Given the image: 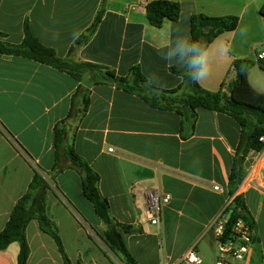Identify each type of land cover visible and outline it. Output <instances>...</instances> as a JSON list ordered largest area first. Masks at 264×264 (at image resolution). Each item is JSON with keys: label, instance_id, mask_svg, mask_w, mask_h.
Returning <instances> with one entry per match:
<instances>
[{"label": "crops", "instance_id": "1", "mask_svg": "<svg viewBox=\"0 0 264 264\" xmlns=\"http://www.w3.org/2000/svg\"><path fill=\"white\" fill-rule=\"evenodd\" d=\"M152 1L159 0L148 3ZM166 1L181 4V17L154 28L140 5L143 0H106L95 34L72 59L107 67L120 77L139 66L149 86L174 92L165 94L171 101L163 103L167 109L152 107L114 84L93 85L89 74L77 82L53 67L0 54V233L39 171L50 186L46 214L56 224L71 264H123L103 241L106 226L83 196L82 173L67 156L72 150L98 174L99 193L138 264H183L192 247L202 264L215 263L213 224L231 200L228 180L241 127L228 115L189 108L182 101L185 81L171 68H185L190 58L177 49L191 37L192 15L237 16L238 28L217 37L205 51L211 73L198 83L208 92L221 90L235 79L233 62L254 61V51L264 46V0ZM102 2L0 0V40L21 44L28 21L44 46L66 58ZM249 82L264 93L261 66L252 68ZM58 125L66 135L56 156ZM246 169L237 194L253 217L255 240L249 258L236 264H264V151L250 152ZM153 190L171 197L159 225L146 216L147 195ZM82 214H90L91 222ZM27 240L28 264H65L37 221L28 225ZM19 251V243L0 251V264H17Z\"/></svg>", "mask_w": 264, "mask_h": 264}, {"label": "trees", "instance_id": "2", "mask_svg": "<svg viewBox=\"0 0 264 264\" xmlns=\"http://www.w3.org/2000/svg\"><path fill=\"white\" fill-rule=\"evenodd\" d=\"M106 10V0L85 34L80 36L66 58H60L52 48L44 46L32 32L28 21L24 25V40L21 44H10L0 40V54L20 56L37 63L53 67L60 72L69 74L77 82L85 75H90L93 85L114 84L125 92L140 95L152 107L167 109L163 103L171 102L163 90H158L147 84L141 68H131L128 76L120 77L115 71L92 63H76L72 59L75 50L86 44L95 34ZM182 14V6L178 2L159 0L148 3L146 17L154 28H161L165 21L177 22ZM261 14H264L261 11ZM237 16L211 17L204 14H194L190 18L191 39L199 42V49L207 50L213 41L224 33L233 32L238 28ZM1 37V35H0ZM191 56V53H190ZM256 63L249 59H237L233 62L235 79L229 84H223L218 92H208L193 82L194 69L188 63L185 68H171L175 75L182 76L187 88L186 98L182 101L192 110L207 109L228 115L241 127V138L231 166L228 180V195L232 199L226 209L227 220L225 236L229 237L238 220H243L253 232L255 223L242 196L237 194L247 176L246 160L250 152H261L264 144L260 138L264 136V93L257 91L249 82V73ZM264 70V67L261 66ZM66 131L61 125L54 130V148L56 156L64 147ZM71 163L79 169L83 176V196L92 204L94 213L106 226L103 241L116 254L123 264H138L128 251L119 232L120 225L113 222L109 204L104 200L98 189L99 176L89 165L72 150L67 152ZM50 186L39 171H35L27 192L17 202L10 219L0 233V251L6 250L12 243H19L20 251L17 264H28L30 247L27 240V227L32 221H37L41 230L50 235L57 244L65 264H71L65 250L56 224L46 214V194ZM230 217L228 218V216ZM254 242V241H253Z\"/></svg>", "mask_w": 264, "mask_h": 264}, {"label": "built area", "instance_id": "3", "mask_svg": "<svg viewBox=\"0 0 264 264\" xmlns=\"http://www.w3.org/2000/svg\"><path fill=\"white\" fill-rule=\"evenodd\" d=\"M140 5L146 10L148 0H143V3ZM262 13L264 14V6ZM254 62L264 67V49H261V47L254 51ZM260 142L264 144V136L260 138ZM261 188L264 189V186H261ZM214 189L221 191V188L218 186ZM231 201L232 199L229 201V204ZM170 202L171 197L169 195L161 194L156 190L149 192L147 195L146 216L152 225L160 224L163 208L168 206ZM226 220L227 212L219 216L213 224V230L217 240V258L214 264L245 262L251 253L254 241L253 232L243 220H238L231 231V235L226 237ZM182 262L183 264H202L203 261L197 249L192 247L183 257Z\"/></svg>", "mask_w": 264, "mask_h": 264}, {"label": "clouds", "instance_id": "4", "mask_svg": "<svg viewBox=\"0 0 264 264\" xmlns=\"http://www.w3.org/2000/svg\"><path fill=\"white\" fill-rule=\"evenodd\" d=\"M177 50L181 52L182 57L191 53L188 65L195 70L192 74L193 82L200 83L209 77L211 68L208 63L206 52L199 49V42L192 40L189 36L188 40L182 43Z\"/></svg>", "mask_w": 264, "mask_h": 264}, {"label": "rangeland", "instance_id": "5", "mask_svg": "<svg viewBox=\"0 0 264 264\" xmlns=\"http://www.w3.org/2000/svg\"><path fill=\"white\" fill-rule=\"evenodd\" d=\"M261 49H264V46H261ZM82 215L86 219V221L91 222V220H90L91 218H89L91 216L90 214H86V215L82 214ZM89 230H90L92 235H94L96 238H98L97 235L91 229H89ZM99 242H101V241L99 240ZM101 244L103 245V247L107 248L102 242H101ZM110 253L112 254V252H110Z\"/></svg>", "mask_w": 264, "mask_h": 264}, {"label": "water", "instance_id": "6", "mask_svg": "<svg viewBox=\"0 0 264 264\" xmlns=\"http://www.w3.org/2000/svg\"><path fill=\"white\" fill-rule=\"evenodd\" d=\"M230 217V215L228 216V218Z\"/></svg>", "mask_w": 264, "mask_h": 264}]
</instances>
